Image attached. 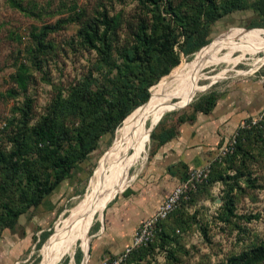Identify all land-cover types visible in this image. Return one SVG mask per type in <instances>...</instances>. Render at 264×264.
<instances>
[{"label":"rangeland","instance_id":"1","mask_svg":"<svg viewBox=\"0 0 264 264\" xmlns=\"http://www.w3.org/2000/svg\"><path fill=\"white\" fill-rule=\"evenodd\" d=\"M169 2L166 12V0H0V264H45L51 239L62 230L55 244L64 250L59 256L51 250L52 264H81L90 228L112 199L74 239L75 223L94 207L93 201L82 204L91 182L116 134L151 101L152 89L200 53H182L187 37L193 43L211 42L202 52L223 44L239 47L205 62L218 65L207 68V76L224 70L223 78L202 80L201 85L210 82L203 91L179 94L153 123L141 159L131 166L130 153L119 168L103 175L100 190L117 183V194L142 177L162 124L174 123L176 116L180 122L182 112L205 102L211 107L217 91L236 82L264 86V53L255 48L264 43V0ZM103 29L104 51H97L92 45L102 47L95 32ZM172 58L178 59L174 67L169 66ZM145 89L149 100L141 104L136 96ZM94 93L103 94L111 106L91 105ZM103 112H112L110 126L103 123ZM51 122H58L64 138L58 156L79 142L89 153L37 206L28 207L27 173L41 183L61 174L48 160V148L36 143L39 127ZM232 137L240 143L225 156L224 170L164 222L155 243L122 264H227L264 241V111ZM9 161L15 164L5 166Z\"/></svg>","mask_w":264,"mask_h":264},{"label":"crops","instance_id":"2","mask_svg":"<svg viewBox=\"0 0 264 264\" xmlns=\"http://www.w3.org/2000/svg\"><path fill=\"white\" fill-rule=\"evenodd\" d=\"M217 92L207 113L191 107L182 112L180 122L176 116L174 123L161 125L142 177L118 192L91 226L81 264H100L105 258L119 256L190 169L208 166L212 174L224 170L226 157L220 152L242 123L262 114L264 86L242 81ZM164 133L171 135L162 140Z\"/></svg>","mask_w":264,"mask_h":264},{"label":"bare ground","instance_id":"3","mask_svg":"<svg viewBox=\"0 0 264 264\" xmlns=\"http://www.w3.org/2000/svg\"><path fill=\"white\" fill-rule=\"evenodd\" d=\"M238 47V45L231 46L229 44H223L215 46L205 52L197 53L188 66L182 64L173 74L152 89V98L149 104L137 111L130 122L116 134L108 157L100 165L95 174L94 181L91 182V193L82 203L84 204L87 201H93L94 207L93 209L86 211L85 213L87 214L85 216L83 213L79 218V222L75 223L77 233H75L74 239L79 235V227L88 219L93 218L94 213L101 212L105 203L116 194L118 187L117 183L113 184L109 182L104 189L101 188L100 190V186L103 183V175L109 169L114 171L115 168H119L120 164L130 153L132 155L134 152L133 160L130 163L131 166L141 159L140 153L144 150L149 140L150 130L158 116L172 104L173 100L179 94L184 91H203L207 89L210 82L222 79L225 74L224 70H221L215 76H207L205 70L218 65H205V62L210 58H218L222 55L230 54L236 51ZM255 48L264 53V43H256ZM202 80H209L210 82L201 85L200 82ZM99 178H101V183L97 186ZM62 231H57L52 237L51 244L49 245L50 252L46 255L45 264H52L54 261L55 257H51V250L57 249V252L55 251V256L60 255L58 252H63L64 248L60 247L59 249L55 244Z\"/></svg>","mask_w":264,"mask_h":264},{"label":"trees","instance_id":"4","mask_svg":"<svg viewBox=\"0 0 264 264\" xmlns=\"http://www.w3.org/2000/svg\"><path fill=\"white\" fill-rule=\"evenodd\" d=\"M166 2H167V5L163 8V10L167 12V11H169L170 2H169V0H166ZM229 13L231 14V12H229ZM229 13H228V15H229ZM255 23H256V21L253 20L250 25L255 26L256 25ZM259 29L260 28H253L251 30H259ZM95 33L98 37V41L101 43L102 48H99V46H96V45H92V48L97 50V51H104L106 29H103V31L101 33H98L97 31ZM143 42H145V41H143ZM205 44L206 43H204V42L193 43V40L191 38L187 37L182 43V48H183L182 53H184L185 55H189V54H192L193 52L198 51V50H199L198 52H202V51L206 50L211 45V42L208 45H205ZM102 53H103V55L106 54L105 52H102ZM177 64H178L177 58H172V60H169V66L170 67H174ZM115 68L117 69L118 74H122V70L119 66H115ZM166 73L167 72H164L162 74V76L165 75ZM135 79L138 81L140 80L138 74H137V76H135ZM137 95H139V94L137 93ZM136 97H138L137 99L139 100V103L142 104V103L147 101V99L149 97V93L147 92V89H145L144 93H142L141 95L136 96ZM216 98L217 97L215 96V100H216ZM90 101H91V105L104 104V105H107L108 107L111 106L110 102H108V100H106L104 98V95L100 94V93L92 94ZM214 103H215V101L212 103L211 107H206V105L208 103L205 102V104L203 106L200 105L201 107L198 108L197 111L200 110L204 113H207L214 106ZM122 104H123V102H122ZM118 108L120 110L123 109V108H121V106H118ZM103 113H104V116L102 118L103 123L107 126H110L112 124V119H113L112 112H103ZM128 114H129V111L124 112L123 115L121 116V118L127 116ZM97 120H99V119H97ZM97 120L94 119V123L98 122ZM90 133L93 134L94 132H90ZM36 134H37V137H36L37 146L39 147V149L48 148L47 154H46L48 157V160L51 161L52 165L55 168H57L58 170H61V174L56 176L55 180L52 183H50V182L41 183V182L37 181L36 179L32 178L30 173H27L26 180L32 186L31 192L27 198L26 206H28V207L37 206L41 202L42 198L45 195L49 194L53 190L55 185H57L62 180L63 176L66 173H69V172L72 173L77 168L78 163L89 153V148H86L82 142H79L77 144L76 148L74 147L71 150H69V153L66 156H63V157L58 156L59 149L62 146L61 143L64 139L58 122H51L47 126L39 127ZM170 135H171L170 133H165L162 140L167 139ZM93 136L95 138H97L98 136H100V132L95 133ZM237 142L240 143L239 140ZM238 143H236V144H238ZM224 161L228 162L229 157L224 159ZM14 164H15V162L9 161V162H6L4 165L5 166L8 165L10 167ZM219 172L221 173V171H216V172H214V174H212L210 172L208 181L212 177H214L216 174H219ZM184 204H182V206ZM9 212H11V210L7 209V213H9ZM164 222H162L160 224L161 230L158 233L156 240L153 243H155L159 239V237L162 235ZM152 244H150V245H152ZM141 249H139V250H141ZM139 250L133 252L128 258H130L132 255L136 254V252H138ZM261 262H264V241H262L259 245L250 248V250H247V251H245L239 255H234V256L230 257L227 264H259Z\"/></svg>","mask_w":264,"mask_h":264},{"label":"built area","instance_id":"5","mask_svg":"<svg viewBox=\"0 0 264 264\" xmlns=\"http://www.w3.org/2000/svg\"><path fill=\"white\" fill-rule=\"evenodd\" d=\"M235 143V137L231 136L223 146L220 155L231 154ZM209 175L208 166L190 169L185 179L172 189L158 209L136 230L129 246L119 256L105 258L100 261V264H122L133 252L152 244L161 230L160 224L167 220L182 204L189 202L200 187L208 182Z\"/></svg>","mask_w":264,"mask_h":264},{"label":"water","instance_id":"6","mask_svg":"<svg viewBox=\"0 0 264 264\" xmlns=\"http://www.w3.org/2000/svg\"><path fill=\"white\" fill-rule=\"evenodd\" d=\"M161 117H162V116H161ZM161 117L159 118V120L161 119ZM159 120H158V121H159ZM157 123H158V122H157ZM153 128H154V127H153ZM153 128H151L150 132L153 130Z\"/></svg>","mask_w":264,"mask_h":264}]
</instances>
